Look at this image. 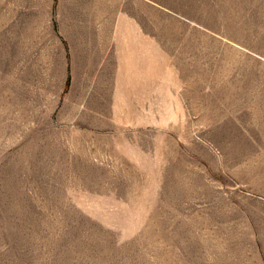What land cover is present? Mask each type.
<instances>
[{"label":"rangeland","instance_id":"rangeland-1","mask_svg":"<svg viewBox=\"0 0 264 264\" xmlns=\"http://www.w3.org/2000/svg\"><path fill=\"white\" fill-rule=\"evenodd\" d=\"M0 264H264V0H0Z\"/></svg>","mask_w":264,"mask_h":264},{"label":"trees","instance_id":"trees-1","mask_svg":"<svg viewBox=\"0 0 264 264\" xmlns=\"http://www.w3.org/2000/svg\"><path fill=\"white\" fill-rule=\"evenodd\" d=\"M69 87V86H68Z\"/></svg>","mask_w":264,"mask_h":264}]
</instances>
